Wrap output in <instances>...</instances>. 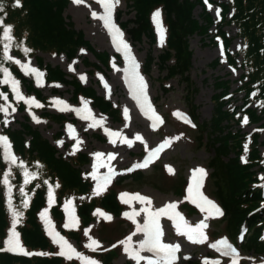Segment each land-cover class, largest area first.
<instances>
[{
  "label": "trees",
  "instance_id": "16d2710c",
  "mask_svg": "<svg viewBox=\"0 0 264 264\" xmlns=\"http://www.w3.org/2000/svg\"><path fill=\"white\" fill-rule=\"evenodd\" d=\"M125 1L130 9H134V18L120 24L134 41L149 39L150 48L156 43L151 16L157 10L163 17V25L167 31L165 48L157 56L150 49L146 52L144 73L148 75L153 65H156L161 73L165 72L166 78L179 77L187 83L192 64L189 38L194 34H207L214 22L203 8L204 0ZM69 2L70 0H19L17 6L16 0H0V79L7 77L26 88L27 93L33 91L40 100L46 101V97H42L40 91L31 85V81L23 76L17 64L8 58L7 50L17 57L34 56L38 52L64 53L71 60L80 49H88L99 64L109 70V55L105 52L96 53L84 34L75 30L72 22L66 21L63 13ZM198 5L204 10V22L194 15V9ZM219 16L218 32L211 35L210 39L213 42L217 39L223 44L229 66L235 64L236 57H241L244 71L237 88L238 92L243 93L239 108L249 124L259 123L264 128V0H227L220 5ZM117 18L119 20L121 15L118 14ZM227 24L236 28V37L241 42L236 53L228 50L231 40L223 30ZM8 26H11V31L6 36L4 30ZM25 49L29 51L25 52ZM36 59L45 71L47 81L71 86L75 101L80 97L88 98L92 106L103 114L120 119V110L98 95L93 88L84 87L74 77L68 79L62 69L44 64L40 57ZM217 63L216 58L212 66ZM99 64L89 65L100 69ZM229 86L228 80L217 78L216 92L212 96L214 112L210 120L198 125L200 133L197 137L201 141V133L205 134L203 144L213 150L209 168L212 169L213 191L223 210L227 232L234 238L240 228L245 227L242 246L264 254V190L260 185L261 179L256 174L257 170L264 172V159L259 150L264 146V138L259 140L258 133L241 135L227 127L231 120L238 122V118H235L237 108L230 103ZM3 93L12 101L9 83H0V108L7 106L3 102ZM26 107L27 104L20 102L18 109L24 111ZM193 107L195 106L192 105ZM41 116L60 125L68 121L63 114H52L45 110H42ZM2 117L0 112V135L7 138L13 152L20 159H4L3 147L0 146V264H84L81 258L86 255V249L80 245L84 244V229L99 213L119 217L124 205L120 201L117 186L125 182L126 178L140 179L141 172L126 174L113 185L96 190L89 171L83 169L89 163L86 153L69 151L70 155L66 157L30 125L28 117H24L19 122L20 127L16 129L5 126ZM60 137L61 132H58L52 138L57 141ZM245 141L247 156L241 162L239 157L245 152ZM179 185L182 189L176 187V195L184 193L185 186ZM179 189L181 193L178 192ZM70 203L77 225L65 227L69 224L65 223V206ZM44 213L50 216V221L57 227L60 236L66 240H74L83 255L67 259L60 254V243L54 242L42 222ZM99 224L102 225L101 222ZM11 230L18 233L19 242L25 251L33 255L12 254L4 250ZM122 248L108 243L103 247L88 249L100 264H116L115 260L122 254ZM184 264L198 262L187 261Z\"/></svg>",
  "mask_w": 264,
  "mask_h": 264
},
{
  "label": "rangeland",
  "instance_id": "374dc122",
  "mask_svg": "<svg viewBox=\"0 0 264 264\" xmlns=\"http://www.w3.org/2000/svg\"><path fill=\"white\" fill-rule=\"evenodd\" d=\"M225 1L227 0L203 1V8L211 15L214 22L207 34H194L189 38L192 64L187 83L179 77L166 78L164 76L165 72L161 73L156 65H153L148 75L143 73L148 49L152 50L153 54L157 56L166 46L165 27L163 24L157 26L155 24L156 20L153 18L154 14L159 12V20L162 23L163 17L159 10L151 16V25L156 35V43L153 44L152 48H150L151 42L149 39L143 38L142 41H134L120 24L127 19L134 18V9H130L125 0H119V3H115V0H113L114 7L111 11V16L119 26L118 36L122 42L119 45L114 44V37L110 36L108 26L104 24L101 18L106 15L101 0H83L79 4L75 3L74 0H70L63 13L66 21L72 22L74 29L84 34L85 39L90 42L96 53L103 54L105 52L109 55V70L99 64L97 58L88 49H80L76 57L71 60L64 53L38 52L34 56L17 57L7 50L8 57H11L10 59L17 64L23 76L31 81V85L40 91L41 96L46 97V101L40 100L33 91L27 93L26 88L20 87L18 84V91L24 97V99H19L17 90L13 88V81L10 79L9 81L7 77L1 78V85L9 83L13 94L12 101L6 98L5 93L2 94L3 102L7 104L4 108H0L2 109L0 112L3 115L5 126L12 129L19 128V122H22L24 117H28L30 125L54 144L59 153L66 157L70 155L69 151L86 153L89 163L83 169L89 171L96 190L100 191L111 184L113 185L115 181H119L126 172L131 170L137 169L142 175L138 180L126 178L125 182L123 181L117 186L120 201L124 205V210L119 217L105 213L111 217L109 220L99 213L98 217L93 219L84 229L82 236L84 244L80 245L86 249L84 250L86 255L82 254L81 248L74 240H66L60 236L57 227L52 224L48 214L46 216L45 213L42 215V222L48 232L52 233V237L62 238L63 241L67 242L64 247L66 258H76L83 255L81 260L84 264H87L89 260L100 264L96 260V256L88 249L94 240L98 242L99 246L92 245L90 248L103 247L108 243L119 249L121 246L123 247L122 254L115 260L116 264H126L127 261L133 264H150V261L153 264H184L187 261L205 264L207 261L210 264L213 259H216L219 264H233L231 254H224L219 245L218 247L211 246L221 240H228L237 254L236 264H264L263 253L245 249L242 246L240 239L242 234L233 238L227 232L223 211L213 191L212 169L209 168L213 150L203 144L205 134L201 133V141L197 137L200 133L198 125L203 121L210 120L214 112L215 105L212 102V96L216 92V80L221 78L229 81L230 103L238 110L235 109V118H238V122L231 120L227 123V127L233 132H239L241 135L243 133L249 136L258 133L259 140L264 138V128L256 127L259 123H243L244 115L239 111L243 93L238 92L237 88L240 85L241 74L244 71L241 57H236L235 64L232 67L229 66L225 54L222 53L221 46L223 44L219 43L217 39L214 40L215 42L210 39L211 35L218 32L220 5ZM203 8L200 5L196 6L194 15L204 22ZM94 13L95 15H93ZM118 14L121 15L119 20L117 18ZM223 30L231 40L228 50L233 53L238 52L241 42L236 37V28L227 24ZM123 44L130 45L128 54L124 53L127 50H123ZM126 54H132L133 60L131 63H134V66L137 67L138 84L146 89L145 92L149 97L152 96L149 100L154 109L161 115L163 122L155 124V127H153V123L140 114L137 105L138 100L129 95L128 86L123 82L128 62ZM37 57H40L44 64L62 69L68 79L74 77L84 87L93 88L98 95L120 110V119L116 120L112 116L103 114L92 106L88 98L80 97L75 101L72 98L71 86L47 81L45 71L37 63ZM216 58L218 63L212 66V62ZM92 63H98L100 69H95L89 65ZM32 69L35 71H31ZM37 73L40 74L39 77ZM112 77L117 79L116 85H113ZM29 100H34L35 103L29 104ZM126 101H129L132 107L136 108L138 119L135 121L129 120L125 108ZM20 102L28 105L24 111L18 109ZM192 105L195 107L192 108ZM42 110L52 114H63L67 116L68 121L63 125H59L41 116ZM83 117L87 120H84ZM97 121L99 123H96ZM128 125L131 128L129 130L133 132L132 135L123 130ZM58 132H61V137L59 140L54 141L52 137ZM124 136L127 144H119L120 139ZM137 136H141V141H138L140 143L128 144V142H131V138ZM0 137L4 136L0 135ZM112 141H117V143L111 146ZM246 143V141L243 143L245 152L241 153L239 157L241 162H244V158L247 156ZM0 146L3 147L4 159L7 158L10 161L20 159L12 151L9 141L6 140V143L0 142ZM100 149L110 150L111 152L120 151L121 154L114 161V164L99 167L96 166L93 155L100 153ZM152 150L156 151V156L152 158L153 161L151 162L149 159H145V155ZM259 150L261 157L264 159V146H261ZM145 161H147L146 167H136L137 164H142ZM169 168L172 169L171 172ZM198 168H202L206 173L202 177L196 174L201 179L199 192L214 203L222 215L210 214V209L204 208L198 202H193V197L186 198L190 196L189 192H186L185 197L174 194V191L177 192L176 187L181 188L179 184L183 186L188 184L189 187L192 185L194 172ZM256 174L261 179L260 185L264 190V172L257 170ZM121 194L127 195L122 196ZM134 194L149 198L150 203L131 199ZM163 200H172V203L176 204L175 211L183 217V222H187V225L196 227L201 222L206 225L202 231L207 239L202 243H194L187 238V235L178 233L176 225L179 221L171 219L169 216L156 218L161 233L160 243L178 246L179 255L175 256L174 260L161 258L158 256L157 251L152 253L147 247H141L142 242L147 239V230L137 231L138 226L144 228L148 222L149 214L156 212L158 210H156V207ZM140 205L145 209L144 217H140L135 213ZM201 207L205 210L202 211ZM194 211L196 213L192 214ZM65 213V223L74 222L77 225V218L71 203L65 206ZM125 213H128L134 219H129L124 215ZM99 222L102 223L101 226ZM183 222H180L181 230H183ZM129 237H131L130 240ZM121 241L124 243L122 244ZM68 245L71 246V249H74V252L68 250ZM125 248H128L127 252ZM136 252L142 255L143 259L134 258Z\"/></svg>",
  "mask_w": 264,
  "mask_h": 264
},
{
  "label": "snow or ice",
  "instance_id": "6c2138e0",
  "mask_svg": "<svg viewBox=\"0 0 264 264\" xmlns=\"http://www.w3.org/2000/svg\"><path fill=\"white\" fill-rule=\"evenodd\" d=\"M74 2L79 4V3H82L83 0H74ZM102 2H103V6L106 10V15H104L101 18L105 21L106 25L111 26V24H110L111 11H112V8L114 7L113 0H102ZM16 3L18 6L19 0H16ZM115 3H119V0H115ZM93 15H95V13ZM153 18L157 21V24H159V12L155 13ZM0 23H2V21H0ZM4 31H5V35L8 36V34L11 31V26H8L7 28H5ZM116 35L118 36L119 33L117 32ZM123 47L125 49L128 48L127 44H123ZM27 51H29V50L25 49V52H27ZM8 58L10 59L11 57H8ZM25 67H27V66H25ZM31 71H35V70L32 69ZM39 75L40 74L37 73L38 77H39ZM13 88H14V90H17V97L19 99H24V97L22 95H20V93L18 91V83L15 81H13ZM28 103L32 104V103H35V101L29 100ZM37 106H39V105H37ZM0 110H2V109H0ZM151 111H153V116H151L150 119H153V127H155L156 122L162 123L163 121L158 116L155 115L154 110H151ZM96 123H99V122L97 121ZM243 123H245V124L247 123V117L244 118ZM136 139L139 140V139H141V137L137 136ZM6 140H7V138L0 137V142L6 143ZM146 166H147V161H145L142 164L136 165V167H146ZM169 171L171 172L172 169L169 168ZM196 174H199L200 177L206 175V173L204 172V170L202 168H198L195 170L194 176H193V179L195 181V187H193V186L189 187L188 192H189L190 196L186 197V198H192V194L194 193L195 198H198L202 202V204L209 206L210 214L222 215V213L216 207V205L214 203H212L211 201H209L206 197H204L202 195V193L199 192L200 181H199V179H197ZM97 194H99V191H97ZM121 195L124 196L127 194H121ZM195 198L193 199V202H196ZM131 199H137V200H140L141 202L147 201L148 203H150L149 198L143 197L140 194H134L133 196H131ZM175 209H176V204L175 203H169L165 207L158 209L156 212L150 213L149 214V220L145 224L144 228H140L139 226L137 227V231H146L147 230L148 238L142 242L141 247H147L148 250H150V251L163 252V253H165L166 258H168L169 260L175 259V252L178 251V246H170V245H164V244L160 243L159 237H160L161 233H160L159 224H158L157 219H156L157 217L169 216V218L179 221L176 225L178 233L187 235V238L194 243H202V242H204V240L207 239V237L204 235V233L202 231V229L204 227H206V225L203 222L198 224L196 227H191V226L187 225V222H183V217L178 212H176ZM201 210L203 211L205 209L203 207H201ZM100 214L103 215L106 219H109V220L111 219V217L105 213H100ZM44 215L46 216V213ZM124 215L126 217H128L129 219H134L132 216H129L128 213H125ZM70 219H72V218L70 217ZM180 222H183V230H181V223ZM74 226H75L74 222H70L69 224L65 225V227H74ZM49 234L51 235L52 233L50 232ZM128 239L130 240L131 237H129ZM54 242L61 244L60 254L64 255L65 254L64 247H65L67 242L63 241L62 238L57 239L56 237H54ZM121 243L123 244L124 242L121 241ZM5 244L8 247L4 250L18 251V252L23 253L25 255H33V253L26 252L25 249L21 246L19 239H18V233H16L14 230L10 231L9 238L5 241ZM92 245L99 246L98 242L94 241V240L92 241V244L89 245V247H91ZM218 245L223 246L225 249L228 250V251H225L224 254H231L233 256V264H236V255L237 254L235 252V249H232L231 246L227 244L226 240H221V241L217 242V244H213L211 246L212 247H218ZM67 247H68L69 251L74 252V249H71L70 245H68ZM125 251L127 252L128 248H125ZM38 254L39 255H45V253H38ZM69 258H71V257H69ZM134 258H136V259L141 258V257H139L138 252L134 253ZM87 264H97V262L89 260L87 262ZM150 264H153V262L150 261ZM205 264H208V262L206 261ZM213 264H219V262L214 261Z\"/></svg>",
  "mask_w": 264,
  "mask_h": 264
},
{
  "label": "bare ground",
  "instance_id": "6f19581e",
  "mask_svg": "<svg viewBox=\"0 0 264 264\" xmlns=\"http://www.w3.org/2000/svg\"><path fill=\"white\" fill-rule=\"evenodd\" d=\"M102 1V0H101ZM115 20V19H114ZM104 21V20H103ZM105 22V21H104ZM116 22V21H115ZM116 25H117V23H116ZM118 26V25H117ZM119 27V26H118ZM165 27V26H164ZM110 28L108 27V30H109ZM117 32L119 33V31H118V29H117ZM116 32V33H117ZM165 32H166V36H167V31H166V28H165ZM110 36L111 37H114L113 38V40L115 41V39H119V36H114L113 34H112V32H110ZM114 44H115V42H114ZM128 45V44H127ZM130 46V45H129ZM222 47V53L224 54V48H223V46H221ZM123 50H124V47H123ZM129 50L130 49H128L126 52L124 51V53H127L128 54V52H129ZM126 54V55H127ZM128 57H127V59H128V62H127V64H126V74H125V77H124V80H123V82L124 83H126L127 84V86H129V88H131V89H133V87H134V85H138V83H139V80L137 79L138 78V74L136 73L135 75H134V77H132V78H130V80L128 79V76H129V72L131 71V70H135V71H137V67L136 66H134V63H131V61L133 60V57H132V54H129V55H127ZM136 67V68H135ZM112 83H113V85H116V83H117V79L115 78V77H112ZM141 88V91L143 92V94L144 95H148V94H146V89L145 88H142V87H140ZM129 92V95L131 96V97H135L138 101V103H139V100H140V97L138 96V95H135V94H132L131 92H130V89L128 90ZM148 97H149V95H148ZM150 99L152 98V96H150L149 97ZM138 103H137V105H138ZM125 108H126V113H127V115H128V117H129V120H133V121H135L136 119H138V116H137V111H136V108H133L132 107V105H131V103L129 102V101H126V103H125ZM138 111L140 112V114L143 116V118H146L147 120H149L151 123H153V121H152V119H150L149 117H147V116H145L143 113H142V111H141V108H139L138 109ZM238 111V110H237ZM239 111H241L240 110V108H239ZM242 112V111H241ZM242 115H244L243 114V112H242ZM121 116V115H120ZM246 116L244 115V118H245ZM83 119L84 120H87V119H85L84 117H83ZM161 120H162V118H161ZM159 123V122H158ZM247 123H248V120H247ZM160 124V123H159ZM249 124V123H248ZM252 124H255V123H252ZM60 125V124H59ZM63 125V124H62ZM258 125V124H257ZM256 127H261V126H256ZM129 129H131L130 128V126L128 125V126H125L124 128H123V130H124V132L126 131L129 135H132L133 134V132H132V130H129ZM119 133V132H118ZM120 135H121V133H120ZM141 137V136H140ZM138 141H141V139H136V138H131V142H128V144H133L134 142L135 143H140V142H138ZM115 143H117V141H115V142H111V146H114V144ZM119 144H122V145H125V144H127V142H126V138H125V136L122 138V139H120V142H119ZM108 146H110V145H108ZM153 151V150H152ZM120 154H121V152L120 151H114V152H111L110 150L108 151V150H106V149H100V153L98 152V153H96V154H94L93 155V158H94V160H95V162H96V166H99V167H104L105 165H112V164H114V161L120 156ZM119 160V159H118ZM200 181V183H201V179L199 180ZM192 186L193 187H195V181H194V179H193V181H192ZM151 197H152V195H151ZM192 197L193 198H195V194L193 193L192 194ZM195 200L196 201H198L201 205H203V206H205V207H207V208H209V206L208 205H205V204H202V202L198 199V198H195ZM169 203H172V200H168V201H165V200H163V201H161V203L156 207V210L157 209H160V208H163V207H165L167 204H169ZM135 213H137L138 214V216H140V217H144V215H145V209H144V207L142 206V205H140L139 206V208L138 209H136V212ZM136 214V215H137ZM148 220H149V218H148ZM153 253V252H152ZM179 253V249H178V251H176L175 252V254H178ZM159 254V253H158ZM139 257H141L139 260H141V259H143V256L142 255H139ZM211 264H213V262L211 263Z\"/></svg>",
  "mask_w": 264,
  "mask_h": 264
}]
</instances>
